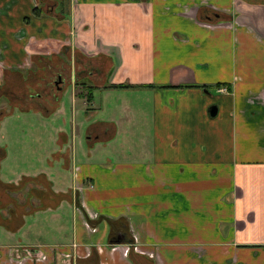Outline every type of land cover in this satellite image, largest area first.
Segmentation results:
<instances>
[{
    "label": "crops",
    "instance_id": "obj_1",
    "mask_svg": "<svg viewBox=\"0 0 264 264\" xmlns=\"http://www.w3.org/2000/svg\"><path fill=\"white\" fill-rule=\"evenodd\" d=\"M54 85L0 148V264H264V0H0V95Z\"/></svg>",
    "mask_w": 264,
    "mask_h": 264
},
{
    "label": "rangeland",
    "instance_id": "obj_2",
    "mask_svg": "<svg viewBox=\"0 0 264 264\" xmlns=\"http://www.w3.org/2000/svg\"><path fill=\"white\" fill-rule=\"evenodd\" d=\"M81 60H82V65H83L84 58H82ZM41 78H42L41 80H44V81L49 80L50 85L54 80H56L55 74H50L49 76H46V77L42 76ZM73 80L75 81L76 78L75 77L72 78L70 82L72 83ZM57 86L58 85H54V87H52L49 90H46V92L43 93V96L41 97L42 99L46 98L47 95L49 94L48 104L50 105L46 107H41L40 101L38 102L28 101L27 94L25 92L23 93V95H18V93H16V91L13 89L7 92L6 91L1 92V95H0L1 99L4 98L6 100L12 101V102H5L4 100L0 99V121L4 120L2 124L0 122V148H3L2 152H5V148L12 149L15 145L22 147V148L26 146H32L31 144L32 140L30 138L26 140L23 137V133L25 132L33 133L35 130H37L35 126L38 127L39 125H41V123L38 122L39 124L37 123L32 124L30 122H27L25 118L34 116L33 113H36L39 116L44 115L46 111H44V114L41 111L47 108L49 110V113H54L56 110L55 98L59 90L57 89ZM79 93L85 94L86 89L85 88L82 89L78 87V89L76 90V94H79ZM79 104H81V109L85 110L86 108L84 107L85 105L82 103H79ZM86 111L88 110L86 109ZM15 118H17L20 121L16 123ZM30 119L31 118H29V120ZM134 129H135L134 133L126 134L124 131L121 132L116 137V139L113 140L109 145H106V143L96 144L95 147H96L97 152H100L102 150V153H106L112 159H115L118 161H131L132 159L133 160L137 159L138 152H141V153L146 152L147 146L146 144L143 145V143H141L140 141L141 132L137 131L136 128ZM83 142L84 141L81 140L82 145H84ZM39 143H40V140H37L35 146L40 145ZM99 148L100 150H98ZM5 156L6 155L0 153V159H1L0 162H2ZM77 172L78 171L76 169L72 172V179L74 180L72 182V189L74 192H77L74 188L78 189L80 185V180H79Z\"/></svg>",
    "mask_w": 264,
    "mask_h": 264
},
{
    "label": "water",
    "instance_id": "obj_3",
    "mask_svg": "<svg viewBox=\"0 0 264 264\" xmlns=\"http://www.w3.org/2000/svg\"><path fill=\"white\" fill-rule=\"evenodd\" d=\"M216 17H218V15H216ZM208 113H209V116L210 117H214L215 114H216V108L215 107H210L209 110H208ZM123 237V236H122ZM123 238L121 239H116L115 240V244H120V241L122 240Z\"/></svg>",
    "mask_w": 264,
    "mask_h": 264
},
{
    "label": "trees",
    "instance_id": "obj_4",
    "mask_svg": "<svg viewBox=\"0 0 264 264\" xmlns=\"http://www.w3.org/2000/svg\"><path fill=\"white\" fill-rule=\"evenodd\" d=\"M86 96H87V99H88V96H89V98L92 96V93H91L90 90H87L85 97H86Z\"/></svg>",
    "mask_w": 264,
    "mask_h": 264
},
{
    "label": "flooded vegetation",
    "instance_id": "obj_5",
    "mask_svg": "<svg viewBox=\"0 0 264 264\" xmlns=\"http://www.w3.org/2000/svg\"><path fill=\"white\" fill-rule=\"evenodd\" d=\"M57 83V82H56ZM123 235L120 233V234H118L117 236H115L114 237V239H121V238H123L124 239V237H122Z\"/></svg>",
    "mask_w": 264,
    "mask_h": 264
}]
</instances>
